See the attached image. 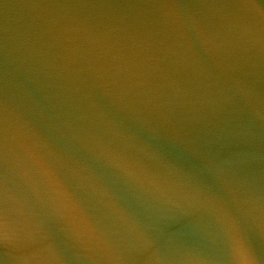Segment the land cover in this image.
<instances>
[{
	"label": "water",
	"instance_id": "1",
	"mask_svg": "<svg viewBox=\"0 0 264 264\" xmlns=\"http://www.w3.org/2000/svg\"><path fill=\"white\" fill-rule=\"evenodd\" d=\"M247 4L0 0V94L13 136L0 264H264L254 218L264 191V0ZM61 166L115 181L173 253L190 227L216 233L223 208L254 255L219 242L171 261L160 248L129 255L92 242L55 255L22 237L61 227L40 177L56 187ZM111 226L124 249L137 246L131 226Z\"/></svg>",
	"mask_w": 264,
	"mask_h": 264
},
{
	"label": "snow or ice",
	"instance_id": "2",
	"mask_svg": "<svg viewBox=\"0 0 264 264\" xmlns=\"http://www.w3.org/2000/svg\"><path fill=\"white\" fill-rule=\"evenodd\" d=\"M166 2L175 3L176 0H166ZM213 2L225 8L248 6L247 0H236L235 3L233 0H213ZM176 6L180 8L183 5L176 4ZM239 20L242 25L244 21L241 18ZM201 23L208 28L216 27V22L212 18L202 20ZM261 33H264V20H262ZM12 150L13 136L7 119L5 100L0 94V219H6L8 212L7 197L11 191ZM40 177L46 189L48 203L53 207L54 215L61 227L55 233L48 228L46 235L25 232L22 239H41L48 250L55 255L67 256L73 251V244L86 242L99 243L114 252L129 255L139 250L160 248L165 259L169 261L181 259L183 253L190 251L210 254L212 245L217 242L233 256L238 253L249 257L254 255L250 234L241 231L232 214L223 208L214 214V221L218 226L216 233H208L195 226L190 227L187 232L176 238L178 243L176 252L173 253L171 247H164L165 237L160 230L153 234L141 227L136 216L122 202L115 181L108 176L98 174L87 167L61 166L59 183L56 187L50 185L42 175ZM29 186L36 191L32 185ZM113 218L126 230L128 226L132 227L133 231L130 234L136 241V247L127 250L122 247L111 226ZM254 218L258 220L260 232L264 236V191L260 196V214Z\"/></svg>",
	"mask_w": 264,
	"mask_h": 264
}]
</instances>
